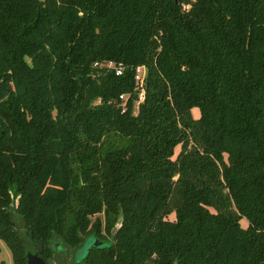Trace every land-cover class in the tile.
Wrapping results in <instances>:
<instances>
[{
	"label": "trees",
	"instance_id": "1",
	"mask_svg": "<svg viewBox=\"0 0 264 264\" xmlns=\"http://www.w3.org/2000/svg\"><path fill=\"white\" fill-rule=\"evenodd\" d=\"M0 76L15 264H264V0H0Z\"/></svg>",
	"mask_w": 264,
	"mask_h": 264
},
{
	"label": "water",
	"instance_id": "2",
	"mask_svg": "<svg viewBox=\"0 0 264 264\" xmlns=\"http://www.w3.org/2000/svg\"><path fill=\"white\" fill-rule=\"evenodd\" d=\"M10 92L9 85L7 84L6 80L0 76V99L5 98L8 93ZM17 202H19V198L17 199ZM118 226H120V223L114 227L113 234L114 237L117 236L118 232ZM29 230H27V234H29ZM32 243L35 248L34 250H28L27 251V264H47L45 258L42 256V252L44 250V243L41 240H35L32 237ZM104 241L95 237L93 239H89L85 242V244L77 251L78 257L76 260V264H82V260L86 257L87 253L89 252L90 248L93 245L101 246L103 245ZM62 246V242L60 240H55L53 242V248L55 250L60 249Z\"/></svg>",
	"mask_w": 264,
	"mask_h": 264
},
{
	"label": "rangeland",
	"instance_id": "3",
	"mask_svg": "<svg viewBox=\"0 0 264 264\" xmlns=\"http://www.w3.org/2000/svg\"><path fill=\"white\" fill-rule=\"evenodd\" d=\"M192 112L194 113V115L198 116L200 114L199 107L194 106L192 108ZM179 150H180V146L176 148V154L179 152ZM12 214L17 222V226L19 227V230L21 231L22 229L21 217L18 214H16L15 211ZM241 223L243 226H247L249 224L248 218L246 216H243L241 219ZM27 243L30 244L29 240H27ZM30 250H34V249L31 247ZM76 252L77 249L67 248L66 245L62 244L60 249L57 250L54 249V252L49 257V260L54 264H75L78 257V254H76ZM0 258L4 259L6 261V264H15L11 248L1 237H0Z\"/></svg>",
	"mask_w": 264,
	"mask_h": 264
},
{
	"label": "built area",
	"instance_id": "4",
	"mask_svg": "<svg viewBox=\"0 0 264 264\" xmlns=\"http://www.w3.org/2000/svg\"><path fill=\"white\" fill-rule=\"evenodd\" d=\"M98 64V62H96ZM107 67L114 68L117 74H121L124 71L125 64L122 61H115V60H106L103 62ZM136 73H135V79H136V86L135 88L138 90L139 96L136 100V105H138L139 102L143 101L146 96V88H145V80L147 76V66L145 64H139L136 66ZM129 93H122L120 96L121 98H124L123 104L125 110V100L128 98ZM136 112V110H135Z\"/></svg>",
	"mask_w": 264,
	"mask_h": 264
},
{
	"label": "flooded vegetation",
	"instance_id": "5",
	"mask_svg": "<svg viewBox=\"0 0 264 264\" xmlns=\"http://www.w3.org/2000/svg\"><path fill=\"white\" fill-rule=\"evenodd\" d=\"M34 251H35V249H34Z\"/></svg>",
	"mask_w": 264,
	"mask_h": 264
}]
</instances>
